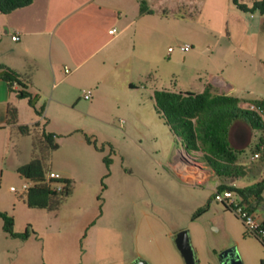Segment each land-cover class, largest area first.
I'll return each instance as SVG.
<instances>
[{"label": "crops", "instance_id": "obj_1", "mask_svg": "<svg viewBox=\"0 0 264 264\" xmlns=\"http://www.w3.org/2000/svg\"><path fill=\"white\" fill-rule=\"evenodd\" d=\"M140 1L33 0L9 13H0V65L15 71L21 83H14L10 88L6 80L0 79V211L13 217L15 231L21 232L29 225L35 232L24 240L10 237L3 230L0 217V264L75 263L76 255L67 258L63 252L62 230L57 223V213H54L59 207L28 206L25 191L35 182L21 176L17 168L34 156L42 155L38 144L47 146L43 132L54 133V142L57 143V148L47 154V160L51 152L59 148V135L72 138L70 136L76 133L72 123L79 112L100 115L102 109L99 105L108 98L115 103L117 110H123L125 103L127 111L131 104L130 90L148 88L142 80L134 84L133 79H138L134 77L144 55H155L159 43L173 34L175 18L169 14V7L174 6L175 0H144L150 12L143 13L140 12ZM180 5L193 9L187 12L188 17L197 15L208 18V21L217 18L225 22L224 32L218 34L227 42V52L221 64L227 65L229 59L234 64L229 73L222 70L214 80L204 81L198 90H168L201 92L207 83H211L217 92L237 97L238 106L243 109L254 100H264V13L244 12L232 0H189ZM113 28L115 32L110 33ZM14 35L18 39H12ZM18 89L35 95L34 106L27 98L17 96ZM155 89L152 88V94ZM85 90H91L89 99L83 96ZM81 101L86 103H83V110V105H79ZM9 107H15L17 111L14 123L8 120ZM154 109L157 112L155 103ZM19 125H28V131H20ZM165 126L172 132L167 124ZM260 131L242 118L231 123L228 141L236 152V160L228 163L217 159L219 165L234 169L231 175H218L204 161L201 149L188 150L185 147V151L179 152L173 161L169 160V164L183 179L192 183L217 177L219 181L214 191L221 184L243 187L235 180L245 175L252 177L255 183L264 179V152L258 151L259 156L253 157ZM76 140L79 146H83L82 140ZM72 141L68 139L66 145ZM66 148L65 160L70 163L77 160L78 166L67 168L58 163L57 171H54L70 180L72 191L67 196L69 198L77 178L85 189L94 185L93 179L99 173L98 169L94 172L93 169L101 150L94 146ZM78 154L86 158L82 159ZM192 162L200 166L191 170ZM108 175L109 172L103 179ZM11 182L17 183L20 190L11 185L6 192L3 191V187ZM23 185L27 187L23 189ZM262 197L264 199V190ZM259 207L263 211L258 214L256 209L254 214L264 223V203ZM82 213L81 223L86 227L94 212L82 210ZM173 263L182 264L175 253Z\"/></svg>", "mask_w": 264, "mask_h": 264}, {"label": "rangeland", "instance_id": "obj_2", "mask_svg": "<svg viewBox=\"0 0 264 264\" xmlns=\"http://www.w3.org/2000/svg\"><path fill=\"white\" fill-rule=\"evenodd\" d=\"M181 2L189 0H175L169 7V14L175 18L173 34L159 43L155 55H144L134 77L138 79H133L134 84L140 79L148 88L130 90L127 111L125 103L123 110H117L108 98L99 105L100 115L79 112L72 123L76 133L72 138L59 135L58 150L52 151L44 163L53 171H57L58 163L69 168L78 166L77 160H65L66 147H93L92 143L87 146L86 134L93 136L97 147L104 148L95 160L93 172L98 169L99 175L93 179L94 185L85 189L77 178L73 194L54 212L62 230L63 252L67 258L76 255L74 264H133L136 258L148 264H174V253L185 264L174 242L175 234L183 229L188 231L197 264H221L220 254L230 248L242 264H261L264 258V246L252 234L244 235L245 226L234 210L214 200L217 177L192 183L169 164L185 147L155 111L152 88L198 90L222 70L229 73L234 64L231 59L227 65L221 64L227 42L218 34L224 32L225 22L188 17L187 12L193 9L181 6ZM184 44L190 48L182 51L180 46ZM84 101L79 104L82 110ZM68 139H74L70 145H66ZM76 139L82 140L83 146ZM38 146L41 154H48L47 146ZM104 157L110 159L108 167ZM192 165L191 170L200 166L195 162ZM253 180L245 175L235 181L244 186L253 184ZM11 185L18 187L15 182L7 183L3 191ZM209 199L208 210L193 218ZM82 210L94 212L86 227L81 223ZM261 211L259 207L256 212Z\"/></svg>", "mask_w": 264, "mask_h": 264}, {"label": "trees", "instance_id": "obj_3", "mask_svg": "<svg viewBox=\"0 0 264 264\" xmlns=\"http://www.w3.org/2000/svg\"><path fill=\"white\" fill-rule=\"evenodd\" d=\"M32 1L0 0V13H9L19 7L30 4ZM232 3L244 12L258 11L261 14L264 13V0H232ZM140 12H150L144 0L140 1ZM17 76L18 74L12 69L3 64L0 65V79L6 80L10 88H12L14 83H20ZM16 92L18 97L27 98L29 104L34 106L36 102L35 95L25 89H18ZM153 99L157 112L172 132L180 138L184 147L188 150H203L204 161L218 175H231L234 172L232 167L219 165L217 159L225 160L228 163H233L236 160V152L230 148L228 141L229 127L235 119L242 118L253 128L261 130L255 153H258V151L264 152L263 117L253 110L240 108L237 97L217 92L211 83H207L201 92L155 89L153 91ZM252 102L264 108V100H254ZM16 115V108L9 107L8 120L10 123L16 122ZM19 129L22 132H26L29 126L19 125ZM43 136L49 151L57 148V143L54 142V133L43 132ZM85 139L88 143H92L95 148L102 150V147H97L96 141L91 139V136L86 134ZM47 156L43 153L40 156H34L30 161L19 166L17 172L21 176L35 182L25 191V202L28 206L57 209L71 193L72 184L69 179L63 178L64 186L60 190L50 187L46 181V175L49 170L44 164ZM104 161L108 167L110 159L104 157ZM104 187L105 184L102 182V188ZM224 189L234 191L251 212H254L259 205L264 203L262 197L264 179L243 187L221 184L217 190ZM209 203L210 199L205 205L199 207L192 217L196 218L207 211ZM225 208L229 209V207ZM0 217L3 220V230L10 237L24 240L32 233H35L29 225L21 232L15 231L14 219L6 212L0 211ZM245 234L251 233L245 229ZM261 264H264V261Z\"/></svg>", "mask_w": 264, "mask_h": 264}, {"label": "built area", "instance_id": "obj_4", "mask_svg": "<svg viewBox=\"0 0 264 264\" xmlns=\"http://www.w3.org/2000/svg\"><path fill=\"white\" fill-rule=\"evenodd\" d=\"M115 30L116 29L113 28L110 29L109 32L114 33ZM12 39L16 40L18 39V36L14 35L12 36ZM188 48H190L189 44L180 46L182 51H185ZM169 49L172 50V47ZM65 71H68L67 67H65ZM83 96L85 99H89L91 96V90H85ZM247 109L255 111L261 117L264 115V108L260 105L250 103L247 105ZM253 157H258V153H254ZM62 179L63 177L55 171H49L46 175L47 183H49L50 187H53V189L56 190H60L64 186ZM26 187V185H23V189ZM213 198L215 201L222 203L224 207L233 209L236 215L242 220L245 229L249 233L254 234L264 246V223L257 218L254 212L248 210L246 205L241 201V198L234 191L230 189L216 190L214 191Z\"/></svg>", "mask_w": 264, "mask_h": 264}, {"label": "water", "instance_id": "obj_5", "mask_svg": "<svg viewBox=\"0 0 264 264\" xmlns=\"http://www.w3.org/2000/svg\"><path fill=\"white\" fill-rule=\"evenodd\" d=\"M174 242L181 253L185 264H197L194 249L191 245L188 231L186 229L178 231L174 236ZM221 264H242L238 255L235 254L234 248L227 249L220 254ZM133 264H148L143 258H136Z\"/></svg>", "mask_w": 264, "mask_h": 264}, {"label": "bare ground", "instance_id": "obj_6", "mask_svg": "<svg viewBox=\"0 0 264 264\" xmlns=\"http://www.w3.org/2000/svg\"><path fill=\"white\" fill-rule=\"evenodd\" d=\"M189 166V165H188Z\"/></svg>", "mask_w": 264, "mask_h": 264}]
</instances>
